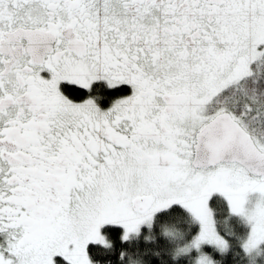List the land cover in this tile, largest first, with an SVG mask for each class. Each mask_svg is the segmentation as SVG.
I'll use <instances>...</instances> for the list:
<instances>
[{"label":"snow or ice","instance_id":"6c2138e0","mask_svg":"<svg viewBox=\"0 0 264 264\" xmlns=\"http://www.w3.org/2000/svg\"><path fill=\"white\" fill-rule=\"evenodd\" d=\"M108 228L264 264V0H0V264H96Z\"/></svg>","mask_w":264,"mask_h":264},{"label":"trees","instance_id":"16d2710c","mask_svg":"<svg viewBox=\"0 0 264 264\" xmlns=\"http://www.w3.org/2000/svg\"><path fill=\"white\" fill-rule=\"evenodd\" d=\"M73 94L78 97H82L85 95V92L81 89H74ZM102 231H107L106 237L111 247L104 250V252L100 253L98 251V246L90 244L88 251L89 255L93 258V260L99 259L96 261L98 264H150V262L146 261L142 255L137 256L132 254L129 249L124 248V242H120L119 240H113L111 238L110 233L120 232L122 229H102ZM169 231L180 232L182 231V226L179 223H168L161 225L160 230L157 231L155 228L149 229L146 232H143L140 239L145 245L151 247L152 251H158V243L161 237H165V233ZM166 238V237H165ZM119 253H123L125 255V259L121 260L119 257ZM130 257V259L128 258ZM152 264H159L155 259L152 261Z\"/></svg>","mask_w":264,"mask_h":264},{"label":"flooded vegetation","instance_id":"af4514ba","mask_svg":"<svg viewBox=\"0 0 264 264\" xmlns=\"http://www.w3.org/2000/svg\"><path fill=\"white\" fill-rule=\"evenodd\" d=\"M98 87H99V90H100L101 94H103L105 96V99L101 101V105H102V107L106 108V107L109 106L110 100L112 98H114L117 95V93H115V92H105L102 85L98 86ZM81 90H83V89H81ZM65 91H66L67 94L70 95V98L75 100V101H81V100L85 99L89 95V93H87L85 90H83L85 92V95L82 96V97L75 96L73 94V92L75 91L74 89H67L66 88ZM130 91H131L130 88H126L125 89V92H130Z\"/></svg>","mask_w":264,"mask_h":264},{"label":"clouds","instance_id":"9594fccd","mask_svg":"<svg viewBox=\"0 0 264 264\" xmlns=\"http://www.w3.org/2000/svg\"><path fill=\"white\" fill-rule=\"evenodd\" d=\"M122 242H124V241L122 240Z\"/></svg>","mask_w":264,"mask_h":264},{"label":"rangeland","instance_id":"374dc122","mask_svg":"<svg viewBox=\"0 0 264 264\" xmlns=\"http://www.w3.org/2000/svg\"><path fill=\"white\" fill-rule=\"evenodd\" d=\"M96 264H98V263L96 262Z\"/></svg>","mask_w":264,"mask_h":264}]
</instances>
